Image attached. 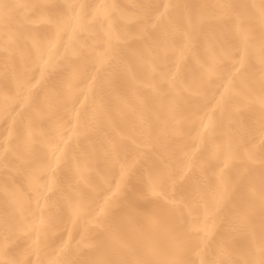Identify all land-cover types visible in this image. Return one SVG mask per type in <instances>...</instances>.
Listing matches in <instances>:
<instances>
[{
    "label": "bare ground",
    "instance_id": "6f19581e",
    "mask_svg": "<svg viewBox=\"0 0 264 264\" xmlns=\"http://www.w3.org/2000/svg\"><path fill=\"white\" fill-rule=\"evenodd\" d=\"M0 264H264V0H0Z\"/></svg>",
    "mask_w": 264,
    "mask_h": 264
}]
</instances>
